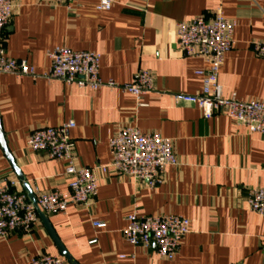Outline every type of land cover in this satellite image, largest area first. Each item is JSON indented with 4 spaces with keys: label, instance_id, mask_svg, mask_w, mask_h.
I'll return each mask as SVG.
<instances>
[{
    "label": "crops",
    "instance_id": "obj_1",
    "mask_svg": "<svg viewBox=\"0 0 264 264\" xmlns=\"http://www.w3.org/2000/svg\"><path fill=\"white\" fill-rule=\"evenodd\" d=\"M13 2L4 35L10 58L27 60L44 74L48 54L58 47L91 51L101 56L104 82L127 84L145 70L154 75L156 91L139 106L120 90L1 75L0 124L9 156L0 143V185L15 181L14 190L26 193L13 161L33 193L68 191L64 163L29 149L27 137L36 128L73 120L77 161L95 167L111 162V137L134 125L172 140L179 165L167 168L153 189L127 176H99L92 206L70 205L65 213L46 215L71 258L77 264H264V217L247 202L251 189H264V134L223 115L206 120L196 106L177 104L173 97L200 93L203 77L197 72L209 68L202 58L183 55L177 23L211 20L221 9L237 22L234 47L219 73L222 95L264 101V58L254 51L255 42H264V0H112L108 11L98 10V0H80L71 10L50 0ZM134 212L190 220L174 260L157 257L154 246L126 242L122 231ZM94 222L105 227L95 228ZM42 252L66 260L40 221L29 236L16 232L0 241V264H27Z\"/></svg>",
    "mask_w": 264,
    "mask_h": 264
},
{
    "label": "built area",
    "instance_id": "obj_2",
    "mask_svg": "<svg viewBox=\"0 0 264 264\" xmlns=\"http://www.w3.org/2000/svg\"><path fill=\"white\" fill-rule=\"evenodd\" d=\"M80 0H50L56 7L68 10ZM98 10L108 11L112 0H98ZM13 0H0V76L43 78L77 85L97 91L102 88L120 90L132 94L139 106L142 98L156 91L154 75L140 70L132 82L117 84L104 82L100 77L101 56L91 51H74L58 47L48 56L50 68L37 74L27 60H16L7 55L4 35L14 15ZM235 20L224 17L219 9L213 19L204 16L176 25L178 46L186 57L202 58L209 66L203 77V89L195 95L174 94L177 104L196 106L203 118L227 116L251 133L264 134V101L242 102L236 98H224L219 84V73L227 53L234 47ZM254 51L264 58V42H255ZM76 127L73 120L59 127H39L27 137V145L33 152H46L51 159L63 162L68 179V191L42 192L35 189L37 206L45 215L65 213L70 205L89 208L94 204L99 189V176H127L150 188L161 185L169 167L179 165L173 142L158 133L145 134L134 125L122 127L109 140L111 162L104 166H81L75 154L71 131ZM15 181H3L0 185V241L20 232L29 236L38 224L39 214L24 192L15 191ZM252 212L264 217V189L249 191L247 200ZM95 228L105 224L94 222ZM190 220L179 215L141 216L134 212L127 218L122 234L127 243L136 248L155 247V255L162 260L172 261L178 255L184 238L190 233ZM92 241L91 244H94ZM27 264H68L59 256L42 252Z\"/></svg>",
    "mask_w": 264,
    "mask_h": 264
},
{
    "label": "water",
    "instance_id": "obj_3",
    "mask_svg": "<svg viewBox=\"0 0 264 264\" xmlns=\"http://www.w3.org/2000/svg\"><path fill=\"white\" fill-rule=\"evenodd\" d=\"M0 143L3 146V149L5 150V152L7 153V155L9 156V152L6 146V142H5V136L2 132L1 129V124H0ZM11 160V159H10ZM12 166L14 171L16 172V174L18 175L20 181L23 183L26 194L28 195L29 199L31 200V202L34 204L39 217H40V221L43 223V225L45 226L46 230L48 231V233L50 234L51 238L53 239V241L55 242L57 248L59 249L61 255L70 263V264H77L72 258L71 256L67 253V251L65 250L64 246L61 244L60 240L58 239L56 233L54 232L49 220L47 219V216L39 209V207L37 206V202H36V197L30 187L29 184L26 183L25 178L23 177V175L21 174V172L19 170H17V168L15 167V164L13 161H11Z\"/></svg>",
    "mask_w": 264,
    "mask_h": 264
}]
</instances>
